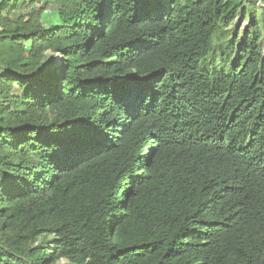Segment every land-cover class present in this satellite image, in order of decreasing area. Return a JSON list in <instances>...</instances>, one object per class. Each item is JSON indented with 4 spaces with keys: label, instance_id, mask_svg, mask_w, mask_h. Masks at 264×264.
<instances>
[{
    "label": "trees",
    "instance_id": "1",
    "mask_svg": "<svg viewBox=\"0 0 264 264\" xmlns=\"http://www.w3.org/2000/svg\"><path fill=\"white\" fill-rule=\"evenodd\" d=\"M263 42L264 0H0V264H264Z\"/></svg>",
    "mask_w": 264,
    "mask_h": 264
},
{
    "label": "rangeland",
    "instance_id": "2",
    "mask_svg": "<svg viewBox=\"0 0 264 264\" xmlns=\"http://www.w3.org/2000/svg\"><path fill=\"white\" fill-rule=\"evenodd\" d=\"M262 5V4H261ZM44 24L48 27L56 25L58 22V17L55 13L47 12L43 16ZM245 26H247V23H245ZM264 45V42H263ZM263 55H264V49H263ZM59 264H68L66 261L62 260Z\"/></svg>",
    "mask_w": 264,
    "mask_h": 264
}]
</instances>
